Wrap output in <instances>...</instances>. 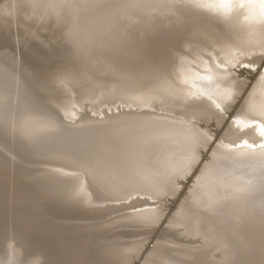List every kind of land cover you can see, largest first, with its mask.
I'll return each mask as SVG.
<instances>
[{
    "label": "bare ground",
    "instance_id": "obj_1",
    "mask_svg": "<svg viewBox=\"0 0 264 264\" xmlns=\"http://www.w3.org/2000/svg\"><path fill=\"white\" fill-rule=\"evenodd\" d=\"M142 249L138 264L264 258V0H2L0 264Z\"/></svg>",
    "mask_w": 264,
    "mask_h": 264
},
{
    "label": "rangeland",
    "instance_id": "obj_2",
    "mask_svg": "<svg viewBox=\"0 0 264 264\" xmlns=\"http://www.w3.org/2000/svg\"><path fill=\"white\" fill-rule=\"evenodd\" d=\"M4 1H6V0H3V2ZM2 2V0L0 1V3ZM248 68H252L251 70H253L255 73H256V75H255V79L253 78L252 80V83L256 80V77H257V73H259L261 70H262V68L263 67H261V68H254V67H252V66H248ZM258 69V70H257ZM257 70V71H256ZM260 70V71H259ZM217 139V140H216ZM215 139V142H214V144L216 143V141H218V139H219V136L217 137ZM208 151H206V155H202L201 156V158L199 159V162L200 161H202V162H204L205 160H207V158H208ZM198 171H199V168H198ZM191 173V172H190ZM195 174L194 175H196V173H198V172H194ZM189 176V178L188 179H185L186 180V185H185V187H183V190H182V188L180 189V191H178V192H176V193H173V195H171L172 197V199L170 198V196H167V197H165L164 199H163V201L161 200V202H162V204H161V208H162V211L163 212H166L165 213V217H164V213H163V215H162V217L161 218H163L162 220L160 219V221L157 223L158 224V226H156V224L155 225H152L151 226V228H154V229H149L148 228V230L146 229L145 231L144 230H142V231H144L141 235H144V236H146V237H144V236H142L141 238L144 240V243L143 244H146L145 246H143L142 248H144L145 250H149L151 247H152V244H153V240H154V238H157L158 237V235H160V232H161V229H162V227H163V225L165 226L166 225V223H167V221H168V219H169V215H172L173 213H174V210H176L177 208L176 207H178V205H179V203L181 202V200L183 199V197H185V195L187 194V192H188V190H189V188L191 187V184L193 183V180H194V178H195V176H190V174L188 175ZM184 180V181H185ZM187 180H189V181H187ZM179 181V180H178ZM183 194V195H182ZM176 195H178V196H176ZM168 197H169V199L170 200H168ZM175 197V198H174ZM182 198V199H181ZM168 200V202L167 203H165V201H167ZM180 200V201H179ZM170 201V202H169ZM171 201H175L174 203H172ZM116 202V201H115ZM171 203V204H170ZM168 204V205H167ZM163 206V207H162ZM168 208L167 210L165 209V208ZM168 213V214H167ZM167 215V216H166ZM166 218H168V219H166ZM161 222H163V223H161ZM166 222V223H165ZM154 226H156V227H158V228H156V227H154ZM160 227V228H159ZM156 229V230H155ZM158 229V230H157ZM152 230L154 231L155 230V232H154V236H153V232H152ZM146 231H147V234L149 233V236L148 235H146ZM150 234H152V235H150ZM150 236H152L151 238H150ZM135 237L137 238V234H135ZM144 237V238H143ZM148 238L149 239H152V240H148ZM148 240V241H147ZM151 241H153V242H151ZM152 243V244H151ZM144 249H142L141 250V253L139 252V254L137 255V253L136 254H134V256L132 255V257H131V264L133 263V264H138V263H140L141 262V260H142V257H143V255L145 254V250ZM143 253V254H142ZM138 258V259H137ZM261 258V259H260ZM257 259H259V263H256L257 262ZM256 260L254 259L253 260V262L254 261H256V262H254V263H252V264H264V263H260V262H264V260H262V259H264L263 257H258ZM261 260V261H260ZM7 262H9V263H7ZM7 262H5V264H12L10 261H7Z\"/></svg>",
    "mask_w": 264,
    "mask_h": 264
},
{
    "label": "snow or ice",
    "instance_id": "obj_3",
    "mask_svg": "<svg viewBox=\"0 0 264 264\" xmlns=\"http://www.w3.org/2000/svg\"><path fill=\"white\" fill-rule=\"evenodd\" d=\"M196 2L199 7L226 14L230 9L232 0H196Z\"/></svg>",
    "mask_w": 264,
    "mask_h": 264
}]
</instances>
